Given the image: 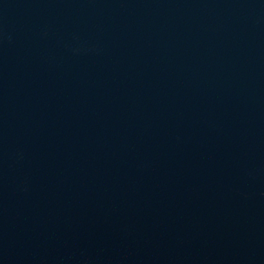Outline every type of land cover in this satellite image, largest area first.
I'll return each mask as SVG.
<instances>
[{
	"label": "water",
	"instance_id": "95a60500",
	"mask_svg": "<svg viewBox=\"0 0 264 264\" xmlns=\"http://www.w3.org/2000/svg\"><path fill=\"white\" fill-rule=\"evenodd\" d=\"M0 264H264V0H0Z\"/></svg>",
	"mask_w": 264,
	"mask_h": 264
}]
</instances>
